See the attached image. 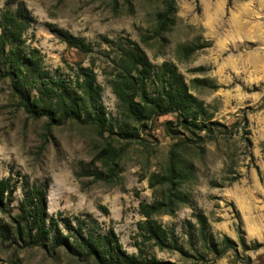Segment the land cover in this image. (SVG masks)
Instances as JSON below:
<instances>
[{"label":"rangeland","instance_id":"374dc122","mask_svg":"<svg viewBox=\"0 0 264 264\" xmlns=\"http://www.w3.org/2000/svg\"><path fill=\"white\" fill-rule=\"evenodd\" d=\"M21 2L34 20L23 35L25 49L39 51L49 79L71 87L81 67L93 68L102 89L89 113L106 121L100 127L68 119L47 128L46 117L29 116L10 81L0 79V180L11 176L16 188L0 210V231L9 233L0 237V264H97L64 246L53 252L16 241L12 218L19 212L24 175L30 183L46 184L48 219L55 216L63 233L70 232L64 218L90 213L102 233H114L124 250L136 253L139 203L165 198L168 185L150 181L167 176L172 159L187 200L173 214L154 218L175 230L180 246L194 253L186 231L189 223L197 230L199 213L216 239L243 236L250 246L264 243V0H0V13ZM159 12L166 29H160ZM64 33L84 39L93 51L68 45ZM120 39L137 42L153 71L164 61L176 65L205 104L210 119L204 129L190 132L171 123V134L166 121L175 120L173 113L144 124L125 118L110 83ZM190 46L198 48L186 51ZM27 89L36 94L31 85ZM149 89L156 92L157 83ZM108 147L117 163L113 181L78 173L83 166L106 171ZM196 248L203 249L201 243ZM153 252L176 264L195 262L178 251ZM247 255L250 264H264V246L243 251L240 245L237 253L230 249L201 264H247Z\"/></svg>","mask_w":264,"mask_h":264},{"label":"trees","instance_id":"16d2710c","mask_svg":"<svg viewBox=\"0 0 264 264\" xmlns=\"http://www.w3.org/2000/svg\"><path fill=\"white\" fill-rule=\"evenodd\" d=\"M164 16V12L158 13L160 29H166L169 25ZM32 21L34 20L23 2L14 10L5 8L1 11L0 79L7 78L10 81L13 93L29 116L46 117L47 128L68 119L94 122L103 127L106 121L104 116L97 113L93 117L89 113V107L90 109L96 107L102 89L97 83L93 68L81 67L73 87L61 79H49L39 65V51L36 48L27 51L24 47L23 35ZM62 35L68 45L85 53L93 51L92 45L84 39L69 33ZM115 45L110 83L127 120L144 124L154 115L173 113L175 120L166 121V129L171 134L176 133V127L190 132L204 129L205 121L210 119L205 104L189 91L183 74L178 71L175 64L164 61L153 71L145 51L137 42L120 39ZM197 48L190 46L186 51H194ZM151 82L157 83L156 92L150 91ZM29 85L36 90L34 96H31L27 89ZM171 123H175L176 127L171 128ZM104 151L105 158L112 157L111 161L106 162L108 167L106 171L97 166L94 168L83 166L78 173L93 176L98 180L113 181L117 175V163L109 147ZM168 172L167 176L158 174L150 181L152 186L155 183L168 185L165 198L152 202L142 200L139 203V213L143 219L137 223L136 253L124 250L114 233H102L98 221L90 213L75 215L73 220L64 218L62 221L70 232L63 233L55 216L48 219L46 184L30 183L26 175L22 182L24 193L18 206L19 212L12 218L14 222L12 234L16 241L24 246H40L53 252L64 246L73 255L93 258L97 264H176L159 259L153 252L156 247L178 251L184 257L194 258L193 264H201L222 257L230 249L237 253L238 245L243 251L264 246V243L260 242H254L250 246L243 236H240L238 241L228 235L216 239L208 230L206 215L199 213L196 216L197 230H193L195 225L189 223L186 231L188 243L194 250L190 255L182 245L180 246L175 230L165 228L154 218L158 213L173 214L177 204L187 200L186 194L178 190L175 182L180 174H176L173 159ZM15 190L11 176L0 180V210H4L5 206L10 204ZM8 236L7 230L0 231V237L6 239ZM200 243L202 250L196 248ZM209 253L213 258L208 256ZM246 261L247 264L251 263L250 256H246Z\"/></svg>","mask_w":264,"mask_h":264}]
</instances>
